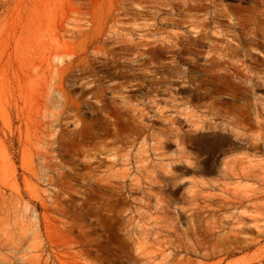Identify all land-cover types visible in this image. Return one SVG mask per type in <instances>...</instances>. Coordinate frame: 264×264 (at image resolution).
I'll return each mask as SVG.
<instances>
[{
    "label": "rangeland",
    "instance_id": "1",
    "mask_svg": "<svg viewBox=\"0 0 264 264\" xmlns=\"http://www.w3.org/2000/svg\"><path fill=\"white\" fill-rule=\"evenodd\" d=\"M4 1L0 7V55L6 59L8 35L16 28L23 0ZM51 3L53 6L57 4L55 0ZM222 3L247 6L251 0H222ZM167 14L165 10L160 17L168 18L170 14ZM199 14L200 18L204 17V11ZM59 20L60 17L56 22ZM77 21L71 14L57 27L59 39L72 45L69 47L75 43L70 32L77 28ZM151 23L149 16H139L136 20L119 23L120 27L113 33L114 37L124 36L134 42H150L152 51L159 54L158 61L168 64L167 70L159 68L156 74L162 80L157 86L155 105L150 100L155 93H148L145 77L141 76L132 83L140 84L131 92L133 104L138 108L135 123L141 125L139 129L147 127L138 132L133 142L112 149V154L104 153L100 145L97 147L91 142L84 148L88 151V158L81 159L97 166V177L104 173L123 177L126 182L124 191L112 201L111 208L83 193L78 180L66 183L65 187L60 181L48 180L49 176L55 178L56 168L42 164L37 155V152L46 154V129H42L44 142L37 148L30 147L27 157L22 158L17 139L9 146L1 131L6 130L0 124V139L3 141V148L0 147V264H264V206L257 205L264 200L256 201V205L235 201L234 207H206L199 214L191 208L193 189L201 188L206 194L204 201L214 204L219 200L217 196L230 197V190L236 185L243 192L247 189L245 187L264 185L259 180L239 183L221 180L218 164L210 156L204 160V156L226 148V145L221 120L209 119L204 127L202 66H190L185 61L188 57L185 53L170 57L162 49L163 41L174 40L176 35L186 38L195 32L182 21L178 24L167 21L157 30L151 27ZM106 33L112 36L111 30ZM47 34L52 38L51 28ZM201 41L204 45V37ZM148 69H151L150 65ZM3 73L1 106L6 105L7 79L13 81L7 67ZM11 85L16 94V83ZM70 88L77 98L79 89L76 85ZM54 99L32 100V115L39 111L40 120L49 125V121H54L62 111L61 104ZM86 99L91 101L90 97ZM104 100L110 103L109 92L104 95ZM80 115L84 120L82 123L64 111L58 117L56 128L66 134L75 128L90 133L101 118L85 102L81 105ZM124 131L131 134L128 129ZM113 155L118 161L110 165ZM262 158L264 155L261 154L251 156L254 162L264 165ZM75 168L79 173L86 172V164ZM152 179L155 183L150 191L148 183ZM136 183L138 189L129 193V188ZM202 184L203 188L200 187ZM60 189L64 195H56V190ZM201 200L199 198L196 202L201 204ZM238 217L246 224L239 234L241 239L235 241L230 234ZM177 236L181 247L175 242ZM197 238L207 241L210 246L215 245V250L210 248L205 253Z\"/></svg>",
    "mask_w": 264,
    "mask_h": 264
},
{
    "label": "bare ground",
    "instance_id": "2",
    "mask_svg": "<svg viewBox=\"0 0 264 264\" xmlns=\"http://www.w3.org/2000/svg\"><path fill=\"white\" fill-rule=\"evenodd\" d=\"M51 1L23 0L16 28L8 35L6 59L0 55V85L5 67L13 77V81L7 79L6 105H0V124L6 130L1 131L9 146L17 139L22 158L27 157L30 147L37 148L44 142L42 129H46V154L37 152V155L42 164L56 168L55 178L49 176L48 180L60 181L63 187L78 180L83 193L90 194L97 202H105L107 208L112 207V201L124 191L126 182L123 177L114 173L97 177V166L81 159L88 158V151L84 148L91 142L97 147L100 145L104 153H111L115 147L121 148L133 142L138 132L147 127L139 129L141 125L135 123L138 108L133 104L131 92L136 91L140 84L132 83L141 76L145 77L148 93H155L151 103H157V86L162 79L156 74L159 68L167 70L168 64L158 61L159 54L152 51L150 42H134L132 38L113 36L115 28L120 27L119 23L147 15L154 30L167 21L172 24L182 21L195 32L186 38L176 35L174 40L163 41L162 49L170 57L185 53L188 56L185 61L190 66H202L204 127L209 119L221 120L226 145V148L204 156V160L210 156L218 164L221 180L237 183L259 180L264 185V165L251 159V156L264 155V0H251L247 6L226 5L222 0H55V6ZM4 3L0 0V7ZM165 10L169 17H160ZM202 11L204 17L200 18ZM71 14L78 20L77 28L70 32L75 39L73 47L59 39L57 28ZM58 17L60 20L56 22ZM50 28L52 38L47 37ZM109 30L112 36L106 33ZM203 37L204 45L201 41ZM128 55L131 56L129 59ZM44 60L47 61L45 65ZM149 65L151 69H148ZM12 82L16 83V94L11 88ZM74 85L79 89L77 98L70 88ZM106 92L110 93V103L104 100ZM44 97L55 98V102L61 104L59 116L68 111L78 121L84 122L80 110L85 102L101 118L90 133L75 128L69 129L66 134L56 128L59 116L49 121L48 125L40 120L39 111L32 115V100L40 101ZM126 129L131 134L124 133ZM2 142L0 139V147L3 148ZM117 161L118 158L113 155L110 165ZM79 164H86V172L76 171L75 167ZM154 183L153 179L149 181L150 191ZM138 187L137 183L134 184L129 193ZM237 187L230 190V197L235 199L217 196L219 200L214 204L204 201L206 194L201 188L193 189L191 208L199 214L206 207H234L235 201L256 205V201L264 200V186L245 187L244 192ZM55 193L63 194V190H56ZM199 198L202 199L201 204L196 202ZM257 205L264 206V203ZM245 224L242 218L236 219L231 227L232 233H229L232 239H241L239 234ZM197 240L205 253L210 248L215 250V245L210 246L202 238ZM175 242L177 247H181L178 236Z\"/></svg>",
    "mask_w": 264,
    "mask_h": 264
}]
</instances>
